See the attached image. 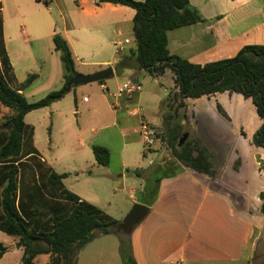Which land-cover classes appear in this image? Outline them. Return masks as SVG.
<instances>
[{
	"label": "crops",
	"instance_id": "crops-1",
	"mask_svg": "<svg viewBox=\"0 0 264 264\" xmlns=\"http://www.w3.org/2000/svg\"><path fill=\"white\" fill-rule=\"evenodd\" d=\"M190 5L204 20L198 24L211 46L193 52L189 48L196 39L193 33L188 38H175V45L181 49L179 53H173L168 36V49L172 55L193 64L205 65L233 58L246 46H264V0H190ZM0 12L16 86H19V64L27 62L30 55H42L45 50L55 49L53 37L56 34L68 41L75 62L92 68L90 75L112 64L116 67L119 62L117 50L114 51L117 43L130 40L125 48L128 53L136 48L133 32L136 12L129 7L99 3L98 0H0ZM198 36L203 37L201 34ZM88 40L97 41L95 45L99 54L104 48L110 56L99 57L92 62L81 61L80 55L88 52L85 47L91 48L92 43ZM114 72L112 77L117 74ZM169 73L171 71L165 75ZM60 74L56 65L54 75L59 78L62 77ZM135 74L134 70L121 73L129 78L128 81ZM137 76L140 79L142 74L137 73ZM122 85L118 83L117 90ZM101 88L110 89L104 84ZM118 100L115 103L118 107L127 108L124 98ZM118 100L114 99L115 102ZM191 106L193 110L188 106L187 121L192 128V138L201 140L210 152L214 177L183 165L179 171L175 159L172 161L174 164L169 165L166 159L159 160V165L169 168L167 175L158 178L161 181L156 184V195L151 200L147 198L149 186L141 184L140 197L146 201L138 203L148 206L153 202V205L148 206L150 212L145 218L148 219L138 230L129 232L132 236L128 234L131 242L127 245L132 246L136 264H237L246 254H257L260 248L264 251V149L253 144V137L263 121L255 105L240 94L226 92L194 99ZM126 113L130 116L128 111ZM12 114L10 109L0 105V126ZM29 114L25 123L30 126L27 123ZM34 146L37 149L35 139ZM90 151L86 152L88 160L78 164L83 172L85 169L84 174L87 166L93 168L98 165L93 150ZM38 159L56 173L68 174L62 182L65 189L87 201L86 197L67 187V180L74 173L58 172L41 154ZM22 162L19 196L28 210L30 176L33 175L30 166L34 168L35 180L40 185L39 171L30 162V157ZM155 165L156 161L151 159L149 166ZM2 166L0 161V171ZM137 174L140 177V173ZM5 175L6 171L0 172V203ZM19 242L18 237L0 230V243L7 249L0 264H22L24 248L19 246ZM110 259L113 258H86L83 264H111ZM120 261L124 264L123 258ZM49 263L50 255H40L35 259V264Z\"/></svg>",
	"mask_w": 264,
	"mask_h": 264
},
{
	"label": "trees",
	"instance_id": "trees-1",
	"mask_svg": "<svg viewBox=\"0 0 264 264\" xmlns=\"http://www.w3.org/2000/svg\"><path fill=\"white\" fill-rule=\"evenodd\" d=\"M98 1L129 7L136 12L133 19L136 48L119 55L117 74L134 70L138 74L159 78L171 71L175 76L177 89L169 95L163 106L165 129L162 132L179 165V171L182 170L180 165H183L214 177L210 152L201 140L192 138L191 131L186 130L183 122L187 119V112L180 117L181 109L186 107L183 102L185 99L229 92L252 100L263 121L253 137V144L264 149V46H246L233 58L205 65L193 64L172 55L168 49L170 32L204 21L198 11L191 7L190 0ZM53 43L64 64L63 86L45 98L30 103L22 91L36 76H31L26 84L16 86L18 84L6 50L0 12V105L13 113L0 126V161L3 163L0 172L6 171L0 203V230L20 239L19 246L24 248L22 264H35V259L44 254L50 255L49 264H77L79 252L99 235H121L114 231L116 227H122L121 221L65 189L62 182L68 174H58L41 163L38 159L40 154L34 146V130L25 123L29 113L51 107L74 88L70 85L71 79L77 75L72 49L60 34L53 37ZM100 84L103 85L104 81ZM218 108L224 113L220 106ZM175 118H181L183 122L172 124L171 120ZM187 133L190 135L188 140L179 147L180 139ZM92 150L98 165L109 166L108 149L94 145ZM26 157H30V162L35 164L40 180L39 185L35 180L34 168L30 166L33 175L30 176L28 210L19 196V173L23 166L22 160ZM167 169L158 166L159 171L165 172L164 175H167ZM160 181L156 180V184ZM262 201L264 215V195ZM147 205L152 206L153 202ZM6 251V247L0 243V259ZM121 255L124 264H135L124 239L121 240Z\"/></svg>",
	"mask_w": 264,
	"mask_h": 264
},
{
	"label": "rangeland",
	"instance_id": "rangeland-1",
	"mask_svg": "<svg viewBox=\"0 0 264 264\" xmlns=\"http://www.w3.org/2000/svg\"><path fill=\"white\" fill-rule=\"evenodd\" d=\"M193 27L175 30L168 35L172 41L171 50L173 53H179L181 49L175 45V38L179 36L188 38L193 33L196 39L189 44V48L193 52L211 46L208 39L201 33L202 26L199 27L197 24ZM199 34L203 37L198 36ZM88 41L92 43L91 48L85 47L84 50L88 52L80 55L81 61L92 62L99 57L110 56L103 47V52L98 53L97 45H95L97 41ZM116 50L115 48L114 51ZM127 53L125 51L122 54ZM119 55L121 53L117 51L116 57L119 58ZM25 59L27 58L25 57ZM56 65L62 77H55ZM110 67L116 71L115 64ZM75 69L77 74L86 76L90 75L88 73L92 70L90 67H84L80 62H76ZM64 74L61 54L55 49L49 52L45 50L42 55H30L29 60L20 63L17 68L19 85L26 84L31 76H36L24 90V96L30 103L37 102L50 93L60 90L63 86ZM128 80L129 78L125 75L115 74L114 77L104 81V85L110 87L108 91L101 88V84L98 82L74 86L62 100L54 103L53 107L33 111L27 117V123L34 130L36 147L45 160L58 172L74 173L68 178L67 187L77 191L86 197L89 203L121 222L136 204H141L138 201L142 203L146 201L145 198L140 197L141 184L149 186L147 198L149 200L153 198L156 180L165 174L164 171L158 170L159 160L166 159V164L169 165L174 164L172 161L175 159L168 143L149 147L143 141L140 132L141 119L159 131H164L163 106L169 95L177 89L174 74L171 72L159 78L143 74L139 79L136 73L132 80L141 83V90L128 99L124 98L127 108L118 107L115 103H118L119 100L117 99L118 101L115 102L116 98H113L117 91V84L122 85ZM193 100L185 99L183 101L186 107L181 109L180 117L188 112V106L193 110L191 106ZM136 110L141 116H128L126 113V111L130 113L136 112ZM178 122H183V120L181 118L171 120L172 124ZM183 123L186 130L192 132V128L187 125V119ZM94 145L109 150L110 164L107 167L96 165L92 168L87 166L84 174L85 169L83 172L82 166L78 164L88 160L86 152H91ZM151 159L156 161L155 166H149ZM169 159L171 160L169 161ZM137 173H140V177ZM141 224L134 230H138ZM114 231L121 235L114 233L99 235L93 242L85 246L77 256L80 258L79 264H83L86 258H113L109 260L111 264H123L120 261L122 239L126 242L130 256L134 258L132 246L127 245L129 241L131 242V238L128 239L130 233L122 227H116ZM130 235L132 236V234ZM237 264H264L263 248H260L257 254L249 256L246 254Z\"/></svg>",
	"mask_w": 264,
	"mask_h": 264
},
{
	"label": "water",
	"instance_id": "water-1",
	"mask_svg": "<svg viewBox=\"0 0 264 264\" xmlns=\"http://www.w3.org/2000/svg\"><path fill=\"white\" fill-rule=\"evenodd\" d=\"M159 64V62H157ZM114 69L112 67H108L102 71H99L92 75H75L70 82L71 87L79 86V85H87L91 83H100L103 81H106L110 79L114 75ZM197 81V80H196ZM194 87V84L192 85V88ZM189 134H185L179 142V147H182L185 142L189 138ZM150 212V208L146 205L142 204H136L133 209L130 211V213L127 215V217L122 221V228L126 232L133 231L139 224H141L145 218L148 216Z\"/></svg>",
	"mask_w": 264,
	"mask_h": 264
},
{
	"label": "built area",
	"instance_id": "built-area-1",
	"mask_svg": "<svg viewBox=\"0 0 264 264\" xmlns=\"http://www.w3.org/2000/svg\"><path fill=\"white\" fill-rule=\"evenodd\" d=\"M130 44V40H124L123 42H119L116 44V49L118 53H124L126 45ZM107 90V89H106ZM141 90L140 84L136 80H130L120 86L114 95L116 99H123V98H129L134 96L136 93H138ZM139 111L136 110V112H130L131 116H141V114H138ZM140 132L143 141L149 146H161L164 144H167L166 136L162 131H159L157 128L152 127L147 122H145L143 119L140 121Z\"/></svg>",
	"mask_w": 264,
	"mask_h": 264
}]
</instances>
